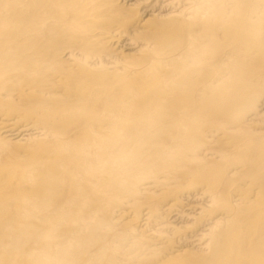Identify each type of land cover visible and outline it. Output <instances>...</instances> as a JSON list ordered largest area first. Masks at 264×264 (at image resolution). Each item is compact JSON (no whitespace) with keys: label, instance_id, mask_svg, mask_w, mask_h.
Instances as JSON below:
<instances>
[{"label":"bare ground","instance_id":"6f19581e","mask_svg":"<svg viewBox=\"0 0 264 264\" xmlns=\"http://www.w3.org/2000/svg\"><path fill=\"white\" fill-rule=\"evenodd\" d=\"M0 264H264V0H0Z\"/></svg>","mask_w":264,"mask_h":264}]
</instances>
